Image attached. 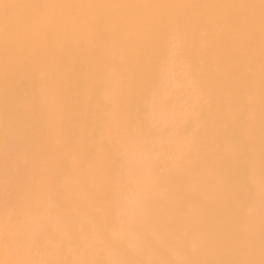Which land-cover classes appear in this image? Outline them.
I'll return each mask as SVG.
<instances>
[{
    "label": "bare ground",
    "instance_id": "obj_1",
    "mask_svg": "<svg viewBox=\"0 0 264 264\" xmlns=\"http://www.w3.org/2000/svg\"><path fill=\"white\" fill-rule=\"evenodd\" d=\"M0 264H264L262 0H0Z\"/></svg>",
    "mask_w": 264,
    "mask_h": 264
},
{
    "label": "snow or ice",
    "instance_id": "obj_2",
    "mask_svg": "<svg viewBox=\"0 0 264 264\" xmlns=\"http://www.w3.org/2000/svg\"><path fill=\"white\" fill-rule=\"evenodd\" d=\"M262 4H264V0H262ZM4 7H11L10 5H5Z\"/></svg>",
    "mask_w": 264,
    "mask_h": 264
}]
</instances>
